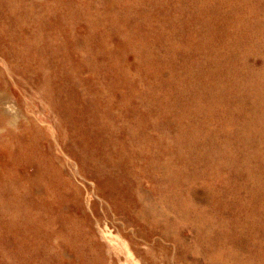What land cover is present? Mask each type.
I'll return each mask as SVG.
<instances>
[{"label": "rangeland", "instance_id": "1", "mask_svg": "<svg viewBox=\"0 0 264 264\" xmlns=\"http://www.w3.org/2000/svg\"><path fill=\"white\" fill-rule=\"evenodd\" d=\"M226 1L0 0V264H264V0Z\"/></svg>", "mask_w": 264, "mask_h": 264}, {"label": "bare ground", "instance_id": "2", "mask_svg": "<svg viewBox=\"0 0 264 264\" xmlns=\"http://www.w3.org/2000/svg\"><path fill=\"white\" fill-rule=\"evenodd\" d=\"M98 1V0H97ZM221 1H223V0H221ZM226 1V0H225ZM227 1H229L230 2V5L232 6V0H227ZM226 1V3H228ZM234 1L235 0H233V4H234ZM241 1V0H240ZM243 1V0H242ZM263 1V0H262ZM262 1H260V2H262ZM203 2H204V0H203ZM207 2H208V0H207ZM213 2V1H212ZM245 2H247V1H245ZM249 2V1H248ZM256 2H259V0H257ZM255 2V3H256ZM214 4L216 3L215 1L213 2ZM239 3V2H238ZM242 3H244V2H242ZM183 4V3H182ZM190 4V3H189ZM199 4H200V2H199ZM210 4V3H209ZM220 4V3H219ZM236 4V3H235ZM262 4V3H261ZM221 6L223 5V4H220ZM247 5L248 4H244V8H246L247 7ZM202 6H203V4H202ZM211 6H214V5H212L211 4ZM219 6V5H218ZM218 6H217V8H218ZM230 6V7H231ZM233 6H235V5H233ZM233 6H232V8H233ZM238 8V7H237ZM260 8H261V6H260ZM221 9V8H220ZM262 9V8H261ZM260 9V10H261ZM223 10H224V8H223ZM222 10V11H223ZM238 10V9H237ZM246 10H247V8H246ZM253 10H255L254 8H253ZM240 11V10H239ZM245 11V10H244ZM262 11V10H261ZM15 12H17V11H15ZM238 12V11H237ZM237 12H235V15L237 16V14L239 13H237ZM246 12V11H245ZM244 12V13H245ZM250 12V11H249ZM264 12V11H263ZM229 13V11L227 12V14ZM237 13V14H236ZM219 14V13H218ZM223 14H224V12H223ZM246 14V13H245ZM251 14H252V12H251ZM250 14V15H251ZM260 14H261V12H260ZM3 15V14H2ZM229 15V14H228ZM263 15V13L260 15V16H262ZM68 16V15H67ZM221 16V15H220ZM222 16H225V15H222ZM235 16V17H236ZM229 17V16H228ZM246 17V16H245ZM248 17V16H247ZM258 17V16H257ZM95 18V17H94ZM227 18V17H226ZM234 18V17H233ZM254 18V17H253ZM83 19V18H82ZM224 19V18H223ZM255 19V18H254ZM261 19V18H260ZM225 20V19H224ZM242 20H243V18H242ZM248 20H250V19H247L246 21H248ZM71 21V20H70ZM252 21H254V20H252ZM252 21H250V22H252ZM256 21V20H255ZM258 21V20H257ZM262 21H264V20H262ZM236 22V21H235ZM234 22V23H235ZM261 21H259V23H260ZM88 23V22H87ZM253 23V22H252ZM255 23V22H254ZM253 23V24H254ZM76 24V23H75ZM230 24H232V23H230ZM255 24H257V23H255ZM263 24V23H262ZM262 24L260 25V28H261V26H262ZM71 25V24H70ZM234 25V24H233ZM237 25V24H236ZM240 25H241V23H240ZM250 25V24H249ZM48 26H49V24H48ZM200 26V25H199ZM212 26V25H211ZM245 26H246V23H245ZM86 27V26H85ZM106 27H108V26H106ZM225 27H227V26H225ZM239 27H241V26H239ZM250 27V26H249ZM248 27V28H249ZM264 27V26H263ZM199 28V27H198ZM244 28V27H243ZM254 28V27H253ZM260 28H258V30H259V33H260V30H262V29H260ZM245 29V28H244ZM243 29V30H244ZM242 30V31H243ZM246 30H248V29H245V32H246ZM251 30H252V27H251ZM42 31V30H41ZM92 31V30H91ZM231 31V30H230ZM229 31V32H230ZM241 31V30H240ZM255 31H256V29H255ZM255 31H253V32H255ZM87 32V31H86ZM245 32H242V33H245ZM257 32V31H256ZM263 32V31H262ZM81 33V32H80ZM227 33V32H226ZM231 33H232V31H231ZM241 33V34H242ZM258 33V32H257ZM258 33V34H259ZM228 34V33H227ZM230 34V33H229ZM228 34V35H229ZM248 34V33H247ZM79 35V34H78ZM80 35H82V34H80ZM79 35V36H80ZM244 35H246V34H244ZM250 35V34H249ZM51 36H53V35H51ZM77 36V35H76ZM79 36H77V37H79ZM240 36H242V35H240ZM247 36V35H246ZM245 36V37H246ZM71 37V36H70ZM69 37V38H70ZM87 37H89V36H87ZM226 37V36H225ZM249 37V36H248ZM76 38V37H75ZM53 39H54V37H53ZM78 39V38H77ZM82 39V38H81ZM90 39V38H89ZM175 39V38H174ZM216 40V39H215ZM219 40V39H218ZM244 40H246V39H244ZM54 41H56L55 39H54ZM240 41V40H239ZM242 41V40H241ZM77 42V41H76ZM243 42V41H242ZM241 42V43H242ZM246 43H247V41H245ZM49 43V42H48ZM62 43H64V42H62ZM263 43V42H262ZM55 44V43H54ZM85 44V43H84ZM83 44V45H84ZM216 44V43H215ZM244 44V43H243ZM115 45V44H114ZM184 45V44H183ZM224 45V44H223ZM247 45V44H246ZM77 47V46H76ZM220 47V46H219ZM248 47V46H247ZM247 47H246V50H247ZM251 47V46H250ZM89 48V47H88ZM243 48V47H242ZM76 49H78V48H76ZM239 49V48H238ZM257 49V48H256ZM255 49V50H256ZM64 50H65V48H64ZM228 50V49H227ZM251 50H253V49H251ZM261 51V50H260ZM64 52V51H63ZM82 53V52H81ZM180 53V52H179ZM225 53V52H224ZM243 53H245V52H243ZM254 53H256V52H254ZM148 55V54H147ZM236 55H238V54H235V56ZM244 55V54H243ZM187 56V55H186ZM19 58V57H18ZM58 58V57H57ZM88 58H89V56H88ZM227 58V57H226ZM86 59H87V57H86ZM85 59V60H86ZM184 59V58H183ZM233 60V59H232ZM243 60V59H242ZM133 61V60H132ZM161 61V60H160ZM243 62V61H242ZM131 63H133V62H131ZM161 64H162V62H161ZM212 64H213V62H212ZM211 64V65H212ZM168 65V64H167ZM251 65H249V67H250ZM264 66V65H263ZM131 67V66H130ZM246 67V66H245ZM256 67V66H255ZM254 67V68H255ZM194 68V67H193ZM263 68V67H262ZM262 68H261V70H262ZM251 69V68H250ZM255 70V69H254ZM246 71V70H245ZM70 73H71V71H70ZM163 73V72H162ZM240 73V72H239ZM251 73V72H250ZM258 73V72H257ZM260 73H261V71H260ZM170 74V73H169ZM193 74V73H192ZM232 74V73H231ZM150 75V74H149ZM184 75V74H183ZM225 75H226V73H225ZM244 75V74H243ZM154 77V76H153ZM243 77V76H242ZM244 77H245V75H244ZM254 77V76H253ZM255 79H256V81H257V78H256V76L254 77ZM262 78V77H261ZM250 79V78H249ZM255 79H253V81L255 80ZM259 79V78H258ZM252 80V78L250 79V81ZM182 81V80H181ZM227 81V80H226ZM236 81V80H235ZM246 82V81H245ZM242 83H244L243 81H242ZM253 84V83H252ZM64 85V84H63ZM246 85H247V82H246ZM246 85H244V86H246ZM251 85V84H250ZM70 86V85H69ZM243 86V85H242ZM247 87V86H246ZM242 88H244V87H242ZM59 89V88H58ZM217 89V88H216ZM245 89V88H244ZM252 89V88H251ZM254 89V88H253ZM252 89V90H253ZM257 89V88H256ZM60 90H61V88H60ZM62 91V90H61ZM248 91V90H247ZM58 93V92H57ZM262 93V92H261ZM8 94V93H7ZM177 94V93H176ZM240 95H241V93H240ZM10 96V95H9ZM213 96V95H212ZM208 97V96H207ZM52 98V97H51ZM191 99V98H190ZM254 99V98H253ZM249 100V99H248ZM251 100H252V98H251ZM251 100L249 101V102H251ZM239 101V100H238ZM159 102V101H158ZM248 102V101H247ZM53 103V102H52ZM241 103H242V101H241ZM18 104V103H17ZM142 104V103H141ZM196 105V104H195ZM219 106V105H218ZM241 106V105H240ZM193 107V106H192ZM191 107V108H192ZM208 107V106H207ZM194 108V107H193ZM230 108V107H229ZM93 109V108H92ZM166 109V108H165ZM204 109V108H203ZM218 109V108H217ZM240 109V108H239ZM75 110V109H74ZM95 110V109H94ZM254 110V109H253ZM76 111V110H75ZM166 111V110H165ZM218 112V111H217ZM219 112H221V111H219ZM218 112V113H219ZM32 113H33V111H32ZM160 113V112H159ZM187 113V112H186ZM248 113V112H247ZM192 114V113H191ZM201 114V113H200ZM231 114V113H230ZM161 115V114H160ZM198 115V114H197ZM205 115V114H204ZM229 115V114H228ZM255 114H253V116H254ZM260 116H261V114H259ZM258 115V116H259ZM259 116V117H260ZM36 117V116H35ZM44 117V116H43ZM46 117V116H45ZM228 117H230V116H228ZM37 118V117H36ZM169 118V117H168ZM173 118H174V116H173ZM214 118V117H213ZM227 118V117H226ZM156 119H158V117L156 118ZM160 119V118H159ZM162 119V118H161ZM161 119H160V121H161ZM172 119V118H171ZM201 119V118H200ZM208 119V118H207ZM215 119V118H214ZM223 119V118H222ZM259 119V118H258ZM257 119V120H258ZM1 120V119H0ZM22 120H23V118H22ZM21 119H20V121H22ZM28 120V119H27ZM175 120V119H174ZM224 120V119H223ZM3 121V120H2ZM169 121H171V120H169ZM173 121V120H172ZM176 121V120H175ZM222 121V120H221ZM262 121V120H261ZM23 122V121H22ZM161 123H164V122H161ZM221 123V122H220ZM223 123H225V122H223ZM222 123V124H223ZM229 123V122H228ZM259 123V122H258ZM3 124H4V121H3ZM6 124V123H5ZM165 124V123H164ZM173 124H174V122H173ZM221 124V125H222ZM21 125H22V123H21ZM138 125V124H137ZM166 125L168 126V124L166 123ZM225 126H226V124H224ZM223 125V126H224ZM253 125H255L254 123H253ZM259 125V127H260V124H258ZM262 125H264V123L262 124ZM50 126V125H49ZM159 126V125H158ZM161 126V125H160ZM251 126V125H250ZM1 127V126H0ZM7 127H9V126H7ZM161 127H163V126H161ZM173 127V126H172ZM241 127V126H240ZM253 127V126H252ZM258 127V128H259ZM3 128H5V127H3ZM11 128V127H10ZM23 128V127H22ZM165 128V127H164ZM164 128H162V129H164ZM166 128H168V127H166ZM215 129H216V127H214ZM242 128V127H241ZM13 129V128H12ZM15 129V128H14ZM27 129V128H26ZM253 129H254V127H253ZM256 129H257V127H256ZM166 130V129H165ZM168 130V129H167ZM186 130V129H185ZM198 130V129H197ZM196 130V131H197ZM25 131H28V129L27 130H25ZM227 131V130H226ZM12 132V131H11ZM16 132V131H15ZM19 132V131H18ZM166 132V131H165ZM242 132V131H241ZM252 132H253V130H252ZM252 132H250V135H251V133ZM227 134H229L228 132H226ZM15 134V133H14ZM202 134H203V132H202ZM222 134H224V133H222ZM253 134V133H252ZM26 135V134H25ZM29 135V134H28ZM214 136V135H213ZM228 136V135H227ZM230 136V135H229ZM109 137L110 138H108V139H106V141H104V142H115V140H114V138L111 136V135H109ZM207 137H208V135H207ZM210 137H212V135L210 136ZM216 137V136H215ZM26 138V137H25ZM71 138V137H70ZM223 138V137H222ZM226 138H228V137H226ZM226 138H224V139H226ZM204 139H206V136H205V138ZM212 138H210V140H211ZM230 139V138H229ZM232 139V138H231ZM248 139V138H247ZM30 140V139H29ZM71 140V139H70ZM8 141V140H7ZM10 141V140H9ZM206 141V140H205ZM230 141V140H229ZM264 141V140H263ZM18 142V141H17ZM70 142V141H69ZM191 143V142H190ZM202 143V142H201ZM263 143V142H262ZM261 143V144H262ZM13 144V143H12ZM12 144H11V146H12ZM47 145H48V143H46ZM227 144H228V142H227ZM261 144H260V146H261ZM19 145V144H18ZM55 145V144H54ZM212 145V144H211ZM223 145V144H222ZM222 145L220 146V148L222 147ZM253 145V144H252ZM263 146H264V144H262ZM123 146H126V145H124L123 144ZM203 146V145H202ZM225 146H227V145H225ZM45 147V146H44ZM43 147V148H44ZM262 147V146H261ZM9 148H11V147H9ZM49 148V147H48ZM56 148H57V145H56ZM117 150H118V153L120 154V153H122V152H124V150L122 149V148H120L119 149V147L118 146H116L115 147ZM174 148V147H173ZM204 148V147H203ZM225 148V147H224ZM229 148H231V147H229ZM83 149V148H82ZM226 149V148H225ZM228 149V148H227ZM236 149V148H235ZM41 150V149H40ZM45 150H46V148H45ZM48 150H50V148L48 149ZM73 150V149H72ZM96 150V149H95ZM200 150V149H199ZM209 150V149H208ZM223 150V149H222ZM221 150V151H222ZM47 151V150H46ZM86 151V150H85ZM226 151V150H225ZM224 151V152H225ZM231 151H232V149H231ZM263 151V150H262ZM75 152H77V151H75ZM201 152V151H200ZM42 153V152H41ZM74 153V152H73ZM83 153V152H82ZM95 153V152H94ZM202 153H204V152H202ZM222 153V152H221ZM227 153V152H226ZM237 153V152H236ZM14 154V153H13ZM44 154V153H43ZM47 154H49V151H48V153H46V154H44V155H46V159H47ZM141 154V152H139V151H137V155L139 156ZM43 155V156H44ZM216 155H217V153H216ZM241 155V154H240ZM249 155V154H248ZM251 155V154H250ZM80 156V155H79ZM85 156V155H84ZM218 156V155H217ZM231 156V155H230ZM235 156V155H234ZM238 156V155H237ZM242 156V155H241ZM254 156V155H253ZM252 156V157H253ZM14 157H15V155H14ZM51 157V156H50ZM189 157H191V156H189ZM59 158V157H58ZM126 158H130V148H129V154H128V156L126 157ZM198 158V157H197ZM210 158H211V156H210ZM209 158V159H210ZM219 158V157H218ZM226 158V157H225ZM241 158V157H240ZM262 158V157H261ZM14 159V158H13ZM17 158H15V160H16ZM57 159V158H56ZM60 159V158H59ZM196 159V158H195ZM236 159V158H235ZM43 160V159H42ZM167 160V159H166ZM172 160V159H171ZM201 160V159H200ZM229 160H232V159H229ZM237 160V159H236ZM262 160V159H261ZM264 160V159H263ZM17 161V160H16ZM173 161V160H172ZM194 161H196V160H194ZM202 162H203V160H201ZM208 161H210V160H208ZM215 161V160H214ZM218 161V160H217ZM239 161V160H238ZM19 162V161H18ZM52 162V161H51ZM100 162V161H99ZM164 162V161H163ZM174 162V161H173ZM216 162V161H215ZM227 162V161H226ZM17 163V162H16ZM46 163V162H45ZM60 163V162H59ZM258 163V162H257ZM19 164V163H18ZM61 164V163H60ZM89 164V163H88ZM105 164V163H104ZM202 164V163H201ZM210 164V163H209ZM212 164H213V162H212ZM228 164V163H227ZM244 164H245V162H244ZM43 166H44V164H42ZM51 165V164H50ZM63 165V164H62ZM61 165V166H62ZM85 165V164H84ZM248 165V164H247ZM251 165V164H250ZM20 166V165H19ZM39 166V165H38ZM202 166V165H201ZM210 166V165H209ZM258 166V165H257ZM41 167V166H40ZM65 167V166H64ZM200 167V166H199ZM207 167V166H206ZM219 167V166H218ZM43 167H41V169H42ZM88 168V167H87ZM98 168V167H97ZM230 168V167H229ZM247 168H248V166H247ZM19 169V168H18ZM38 169V168H37ZM60 169V167L58 168V170ZM130 169V168H129ZM251 169V168H250ZM57 170V171H58ZM89 170H91V169H89ZM209 170V169H208ZM231 170V169H230ZM62 171V170H61ZM65 171V170H64ZM99 171H101V170H99ZM105 171V170H104ZM196 171V170H195ZM225 171V170H224ZM5 172H6V170H5ZM60 172V171H59ZM97 172V171H96ZM190 172V171H189ZM203 172V171H202ZM202 172H201V174H202ZM228 172V171H227ZM20 173V172H19ZM108 173H109V171H108ZM108 173H106L107 175H108ZM191 173V172H190ZM91 174H93V173H91ZM95 174V173H94ZM204 174V173H203ZM3 175V174H2ZM98 175V174H97ZM124 176H125V174H123ZM208 175V174H207ZM210 175V174H209ZM208 175V176H209ZM216 175V174H215ZM226 175H227V173H226ZM258 175V174H257ZM1 176V175H0ZM8 176V175H7ZM22 176V175H21ZM109 176V175H108ZM127 176V175H126ZM203 176V175H202ZM205 176V175H204ZM220 176V175H219ZM228 176V175H227ZM233 176V175H232ZM24 177V176H23ZM92 177H94V176H92ZM92 177H89V178H92ZM41 178V177H40ZM63 178V177H62ZM88 178V177H87ZM126 178V177H125ZM254 178V177H253ZM39 179V178H38ZM106 179V178H105ZM202 179V178H201ZM208 179V178H207ZM215 179H216V177H215ZM218 179H220L219 177H218ZM257 179V178H256ZM13 180V179H12ZM28 180H30L29 178H28ZM107 180V179H106ZM204 180V179H203ZM263 180V179H262ZM39 181V180H38ZM104 181V180H103ZM102 181V182H103ZM126 181V180H125ZM198 181V180H197ZM209 181V180H208ZM221 181V180H220ZM223 181V180H222ZM245 181V180H244ZM254 181V180H253ZM9 182H11V181H9ZM22 182V181H21ZM91 182V181H90ZM105 182V181H104ZM113 182V181H112ZM129 182V181H128ZM232 182V181H231ZM252 182V181H251ZM108 183V182H107ZM116 183H117V181H116ZM127 183V182H126ZM132 183V182H131ZM210 183V182H209ZM235 183V182H234ZM262 183V182H261ZM260 183V184H261ZM31 184V183H30ZM37 184V182L35 183V185ZM40 184H42L41 182H40ZM103 184V183H102ZM106 184V183H105ZM104 184V185H105ZM119 184V183H118ZM128 184V183H127ZM215 184H217V182L215 183ZM223 184V183H222ZM47 185V184H46ZM53 185V184H52ZM97 185V184H96ZM108 185V184H107ZM203 185V184H202ZM255 185H257V184H255ZM98 186V185H97ZM100 186V185H99ZM117 186V185H116ZM120 186V185H119ZM118 186V187H119ZM211 186V185H210ZM223 186V185H222ZM225 186V185H224ZM33 187V186H32ZM47 187H48V185H47ZM103 187V186H102ZM118 187H117V189H118ZM242 187V186H241ZM46 188V187H45ZM81 188H83V187H81ZM89 188V187H88ZM100 188V187H99ZM121 188H122V186H121ZM120 188V189H121ZM255 188V187H254ZM148 189H149V187H148ZM147 189V190H148ZM217 189V188H216ZM215 189V190H216ZM47 190V189H46ZM104 190V189H103ZM150 190V189H149ZM193 190V189H192ZM213 190H214V187H213ZM255 190V189H254ZM50 191V190H49ZM250 191V190H249ZM72 192V191H71ZM90 192H91V190H90ZM93 192V191H92ZM47 193V192H46ZM51 193V192H50ZM57 193H59V195H60V191L59 192H57ZM108 193V192H107ZM120 193V192H119ZM214 193V192H213ZM218 193V192H217ZM52 194H53V192H52ZM51 194V195H52ZM210 194V193H209ZM62 195V194H61ZM87 195V194H86ZM92 195V194H91ZM116 195H118V194H116ZM129 196H131L132 197V199H135V196H138V194L136 193L135 194V191H131L130 190V192H129V194H128ZM186 195H188V194H186ZM185 195V196H186ZM218 195V194H217ZM245 195H247L246 193H245ZM244 195V196H245ZM263 195V194H262ZM37 196V195H36ZM39 196V195H38ZM238 196V195H237ZM240 196V195H239ZM259 196H260V193H259ZM57 197V196H56ZM188 197V196H187ZM190 197V196H189ZM192 197V196H191ZM190 197V198H191ZM241 197H243V196H241ZM45 198V197H44ZM63 198H65V197H63ZM213 198V197H212ZM223 198H225V196L223 197ZM228 198V197H227ZM69 199V198H68ZM158 199V198H157ZM214 199V198H213ZM237 199V198H236ZM246 199H247V197H246ZM75 200V199H74ZM192 200V199H191ZM209 200V199H208ZM245 200V199H244ZM255 200H257V196H256V198H255ZM260 200H262V199H260ZM62 201H64L63 199H62ZM89 201H90V198H89ZM106 201H107V199H106ZM154 201V200H153ZM253 201H254V199H253ZM66 202H67V200H66ZM87 202V201H86ZM192 202H194V201H192ZM237 202V201H236ZM260 202V201H259ZM62 203V202H61ZM77 203H79V202H77ZM90 203V202H89ZM162 203V202H161ZM206 203H207V201H206ZM226 203V202H225ZM255 203H256V201H255ZM258 203V202H257ZM97 204V203H96ZM104 204V203H103ZM155 204H156V202H155ZM62 205V204H61ZM104 205H106V204H104ZM158 205V204H157ZM225 205V204H224ZM239 205V204H238ZM24 206V205H23ZM76 206V205H75ZM94 206V205H93ZM156 206V205H155ZM154 206V208H156ZM202 206H203V204H202ZM71 207V206H70ZM106 207V206H105ZM5 208V207H4ZM72 208V207H71ZM93 208V207H92ZM97 208V207H96ZM101 208V207H100ZM99 208V209H100ZM160 207H158V208H156V209H159ZM226 208V207H225ZM224 208V209H225ZM2 209V208H1ZM105 209V208H104ZM107 209H108V207H107ZM152 209H153V207H152ZM220 209H223V208H220ZM241 209V208H240ZM59 210V209H58ZM62 210V209H61ZM72 210V209H71ZM76 210V209H75ZM70 211V210H69ZM77 211V210H76ZM76 211H74V212H76ZM119 211V210H118ZM124 211V210H123ZM159 211V210H158ZM242 211H243V209H242ZM12 212V211H11ZM63 212V211H62ZM68 212V211H67ZM93 212H94V209H93ZM132 212V211H131ZM157 212V211H156ZM219 212H221V211H219ZM79 213V212H78ZM83 213V212H82ZM125 213H126V211H125ZM177 213V212H176ZM5 214V213H4ZM105 214V213H104ZM150 214V209H149V206L146 204V203H142L141 205H140V207H139V210L137 211V217H139V218H142V219H144V218H146L148 215ZM157 214V213H156ZM155 214V215H156ZM162 214H164V213H162ZM128 215V214H127ZM186 215V214H185ZM92 216V215H91ZM124 216V215H123ZM126 216V215H125ZM130 216V215H129ZM158 217H159V214L157 215ZM162 216V215H161ZM215 216H216V213H215ZM218 216V215H217ZM83 217V216H82ZM103 217V216H102ZM53 218V217H52ZM97 218H100V217H97ZM129 218V217H128ZM130 218H131V216H130ZM160 218V217H159ZM120 219V218H119ZM162 219V218H161ZM208 219V218H207ZM4 220V219H3ZM53 220V219H52ZM80 220H82V219H80ZM96 220V219H95ZM98 220V219H97ZM105 220H107V218L105 219ZM113 220V219H112ZM131 220V219H130ZM134 220V219H133ZM132 220V221H133ZM196 220V219H195ZM210 220V219H209ZM211 220H214V219H211ZM79 221V220H78ZM231 221H233V220H231ZM262 221V220H261ZM4 222V221H3ZM98 222H99V220H98ZM107 222V221H106ZM79 223V222H78ZM95 223V222H94ZM108 223V222H107ZM124 223V222H123ZM132 223H134V222H132ZM226 224H227V222H225ZM77 224V223H76ZM109 224H110V221H109ZM262 224V223H261ZM78 225V224H77ZM111 225V224H110ZM211 225V224H210ZM138 226V225H137ZM173 226V225H172ZM176 226V225H175ZM203 226V225H202ZM262 226V225H261ZM100 227V226H99ZM115 227V226H114ZM134 227V226H133ZM136 227V226H135ZM206 228V227H205ZM264 228V227H263ZM117 229V228H116ZM117 231V230H116ZM192 231L193 230H191V233H192ZM196 231V230H195ZM195 231H194V233H195ZM20 232V231H19ZM171 232V231H170ZM183 232V231H182ZM208 232V231H207ZM264 232V231H263ZM193 234V233H192ZM261 234V233H260ZM31 237V236H30ZM59 237V236H58ZM56 238V237H55ZM261 238V237H260ZM57 239H60V238H57ZM186 239V238H185ZM191 239V238H190ZM218 239V238H217ZM52 240H53V238H52ZM79 240V239H78ZM124 240H126V239H124ZM138 240V239H137ZM188 240V239H187ZM219 240V239H218ZM245 240V239H244ZM56 241V240H55ZM54 241V242H55ZM253 241H255V240H253ZM16 242V241H15ZM62 242V241H61ZM80 242V241H79ZM58 243V242H57ZM83 243V242H82ZM205 243V242H204ZM203 243V244H204ZM64 244V243H63ZM84 244V243H83ZM170 244H173V243H170ZM259 244V243H258ZM55 245V244H54ZM62 245V244H61ZM61 245H59V246H61ZM65 245V244H64ZM150 245V244H149ZM155 244H153V246H154ZM177 245H179V244H177ZM176 245V246H177ZM244 245V244H243ZM249 245V244H248ZM58 246V245H57ZM56 246V247H57ZM247 246V245H246ZM67 247V246H66ZM133 247V246H132ZM137 247V246H136ZM135 247V248H136ZM257 247H258V245H257ZM40 248V247H39ZM107 248H109V246H107ZM131 248V247H130ZM170 248V247H169ZM249 248V247H248ZM58 249V248H57ZM62 249V247L60 248V250ZM144 249V248H143ZM174 249V248H173ZM107 250V249H106ZM132 250V249H131ZM166 250V249H165ZM245 250V249H244ZM62 251V250H61ZM140 251V250H139ZM152 251H153V249H152ZM155 251V250H154ZM157 251V250H156ZM192 251V250H191ZM50 252V251H49ZM63 252V251H62ZM70 252V251H69ZM164 252V251H163ZM245 252V251H244ZM54 253V252H53ZM109 253H111V252H109ZM114 253V252H113ZM195 253V252H194ZM140 254V253H139ZM108 255V254H107ZM161 255V254H160ZM194 255V254H193ZM263 255V254H262ZM169 256V255H168ZM75 257V256H74ZM250 257V256H249ZM154 258V257H153ZM158 258V257H157ZM169 258V260H170V257H168ZM171 258H174L173 257V254H172V257ZM184 258V257H183ZM231 258V257H230ZM75 259V258H74ZM109 259H111V258H109ZM124 259V258H123ZM151 259V258H150ZM162 259V258H161ZM24 260V259H23ZM110 261V260H109ZM118 261V260H117ZM121 261V260H120ZM144 261V260H143ZM230 261V260H229ZM140 262H142V260L140 261ZM160 262V261H159ZM109 263V262H108ZM77 264H79V263H77ZM111 264V263H110ZM149 264V263H148ZM171 264V263H170ZM180 264V263H179Z\"/></svg>", "mask_w": 264, "mask_h": 264}]
</instances>
